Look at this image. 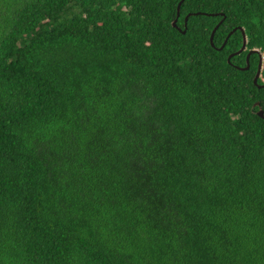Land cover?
I'll list each match as a JSON object with an SVG mask.
<instances>
[{"label":"trees","instance_id":"obj_1","mask_svg":"<svg viewBox=\"0 0 264 264\" xmlns=\"http://www.w3.org/2000/svg\"><path fill=\"white\" fill-rule=\"evenodd\" d=\"M180 2L0 0V264H264V0Z\"/></svg>","mask_w":264,"mask_h":264},{"label":"water","instance_id":"obj_2","mask_svg":"<svg viewBox=\"0 0 264 264\" xmlns=\"http://www.w3.org/2000/svg\"><path fill=\"white\" fill-rule=\"evenodd\" d=\"M183 2H184V0H181V2L178 4V7H177V18H176V19L173 21V23H172V26H173L174 28H177L178 30H180V29H179V27L177 26V21H178V17H179V15H180V7H181V4H182ZM221 15H223V14H221ZM211 16H216V15H211ZM223 16H224V15H223ZM188 17H189V16H188ZM188 17H186V19H185V24H186V22H187V20H188ZM222 22H223V20H221V21L215 26V28L213 29V31H212V33H211L210 42H211V46H212V47H214V35H215L217 29L219 28V26L222 24ZM185 28H186V26H185ZM239 29L241 30L242 35H243V44H242V47L240 48V50H238L237 52H235V53L229 55V57H228V63H229V64L231 63V58H232V57H234V56H236V55H239V54H241L242 52H244V51L246 50V46H247V37H246L245 31H244L242 28H239ZM236 30H238V28L234 29L232 32H230V33L228 34V36H227V38H226V41H227L228 38H230V36H231V35L233 34V32H235ZM185 32H186V29L183 31V33H185ZM226 41H225L224 44L219 48V50H221V49L224 47ZM252 54H256V55L259 56V63H258L257 71H256V74H255V77H254L253 82H254L255 85H257L258 88H264V84H262V85H259V84H258V80L261 78V73H262V70H263V62H264V61H263V55H262L263 53H262L259 49H253V50H250V51L248 52L247 56H246V66H245V67H242V68H239V67H238V69H239V70H242V71H245V70H248V69H249V67H250V57H251ZM256 106H259V103H256ZM257 114H258V116H260L261 118L264 119V110H262L261 108H259V111H258Z\"/></svg>","mask_w":264,"mask_h":264},{"label":"rangeland","instance_id":"obj_3","mask_svg":"<svg viewBox=\"0 0 264 264\" xmlns=\"http://www.w3.org/2000/svg\"><path fill=\"white\" fill-rule=\"evenodd\" d=\"M263 57H264V54H263ZM263 61H264V58H263Z\"/></svg>","mask_w":264,"mask_h":264},{"label":"built area","instance_id":"obj_4","mask_svg":"<svg viewBox=\"0 0 264 264\" xmlns=\"http://www.w3.org/2000/svg\"><path fill=\"white\" fill-rule=\"evenodd\" d=\"M263 54H264V53H263ZM263 54H262V55H263ZM263 58H264V57H263Z\"/></svg>","mask_w":264,"mask_h":264},{"label":"flooded vegetation","instance_id":"obj_5","mask_svg":"<svg viewBox=\"0 0 264 264\" xmlns=\"http://www.w3.org/2000/svg\"><path fill=\"white\" fill-rule=\"evenodd\" d=\"M264 63V62H263Z\"/></svg>","mask_w":264,"mask_h":264}]
</instances>
